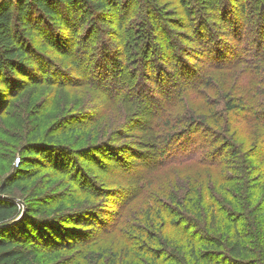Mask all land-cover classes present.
I'll return each mask as SVG.
<instances>
[{"label": "rangeland", "instance_id": "rangeland-1", "mask_svg": "<svg viewBox=\"0 0 264 264\" xmlns=\"http://www.w3.org/2000/svg\"><path fill=\"white\" fill-rule=\"evenodd\" d=\"M96 2L35 12L0 73V186L34 167L11 233L33 264H188L174 225L238 230L215 258L264 264V0Z\"/></svg>", "mask_w": 264, "mask_h": 264}, {"label": "trees", "instance_id": "trees-1", "mask_svg": "<svg viewBox=\"0 0 264 264\" xmlns=\"http://www.w3.org/2000/svg\"><path fill=\"white\" fill-rule=\"evenodd\" d=\"M90 3L91 0H15L12 9L13 0H0V73L2 71L11 72L22 64L24 56L23 36L25 31L32 29L34 23V14L39 12L44 19L60 22L61 15L59 13L60 5L76 6V4ZM108 0H97L99 6H103ZM81 6V5H80ZM102 9V8H101ZM243 7H241V10ZM34 19V20H33ZM22 29V30H21ZM20 40V42H19ZM0 99V105L2 104ZM230 104V103H229ZM231 106V105H230ZM204 116L200 115V123L204 124ZM32 155L28 152L27 156ZM33 162L25 163L16 173L12 180L9 179L4 185L0 186L3 192L13 191L15 185L20 184L26 179L31 170ZM11 195V194H9ZM12 196V195H11ZM187 204V203H186ZM192 210H196L193 204L188 205ZM200 209H197L199 211ZM20 213V207L10 198L2 197L0 194V264H33L34 254L31 249H25L16 235L12 234L13 219ZM234 225L236 221L234 220ZM179 234L187 239V248H189L188 264H197L201 261H207L209 264H228L222 262L221 259L215 258L216 252L229 251L235 259H240L245 246L241 244V232L235 230L227 237L226 245H223V239L212 235L209 241H206L203 251H198L192 241V233L185 225L176 224ZM190 244H192L190 246ZM228 249V250H227ZM264 253V245H263ZM184 263L186 261H183ZM232 264V263H231Z\"/></svg>", "mask_w": 264, "mask_h": 264}]
</instances>
